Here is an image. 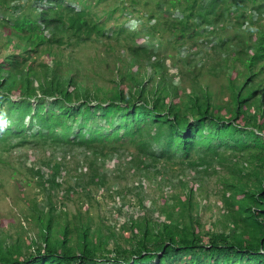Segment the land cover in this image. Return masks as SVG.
<instances>
[{"label": "trees", "instance_id": "obj_1", "mask_svg": "<svg viewBox=\"0 0 264 264\" xmlns=\"http://www.w3.org/2000/svg\"><path fill=\"white\" fill-rule=\"evenodd\" d=\"M104 1L0 0V38L14 46L0 57V150L31 142L61 151L42 161L48 178L32 172L44 190L63 191L44 207L34 198L29 242L21 232L0 235V264H264V0ZM109 39L126 55L103 83L85 86L62 69L61 47ZM206 43L211 52L198 66L192 54ZM167 58L184 65L182 95ZM202 68L224 76V97L203 83ZM74 149L83 160L70 169ZM123 152L139 187L157 174L168 187L162 218L131 217L104 232L80 210L68 217L65 199L95 200L109 180L102 165ZM213 174L224 211L219 226L205 227L195 198Z\"/></svg>", "mask_w": 264, "mask_h": 264}, {"label": "rangeland", "instance_id": "obj_2", "mask_svg": "<svg viewBox=\"0 0 264 264\" xmlns=\"http://www.w3.org/2000/svg\"><path fill=\"white\" fill-rule=\"evenodd\" d=\"M116 1L117 0H105L104 6L107 8L112 7L116 4ZM97 10L98 13L101 12L100 7H97ZM124 15H127V13ZM124 18L125 16L122 17L121 20H124ZM112 22L111 20L109 24ZM129 27L130 29L136 28L135 25H129ZM228 31L225 33L233 34V32ZM4 37L6 36L2 35L0 38V57L14 50L13 45L5 43ZM142 40L143 39H139L138 41L140 42ZM109 41L110 42L107 41L105 44L101 42L87 43L86 46L80 48L76 45L61 47L58 57L62 61V69H71L75 71L76 78L85 86H90L92 83H103L106 75H112V73L116 71L118 58L126 55L119 44L115 43L112 39H109ZM107 43L111 44L112 48H108ZM208 44L206 43L204 46L200 47L199 52L192 54V59H196V65L199 66L200 60L206 58V53L211 52V50L208 49ZM169 50L173 51V49L170 48ZM184 52L185 49H182L180 55L182 56ZM212 54V58L219 59L214 52ZM46 58L47 56L45 55L37 56V64L39 61L45 62ZM212 58L208 61L211 62ZM170 59L171 58H167L166 61V67L170 73V77L167 78L171 80V76H173V83L178 84L180 94L182 95L183 89L181 88H186V86H188L189 78L184 76V79H180V71L183 72L185 70L184 65L179 61H177V63H172L174 60ZM193 67L194 68L191 66L193 70L197 71L196 67ZM133 69H135V67H133ZM205 70V68L201 70L203 73V83H208L215 93H224L221 86V84L225 82L224 76L220 75L214 77L204 72ZM145 71L146 75L150 74V66H146ZM225 93L222 97H224ZM12 141L15 143V139ZM129 149L133 151L131 147H129ZM82 151L83 149L73 150L72 153L74 155L70 154L73 155V159L69 162L68 168L73 169L78 160L79 162L83 160ZM127 153L128 152H123L117 156L114 155L108 158L102 165L109 180L107 188H98L96 190L95 200L86 203V200H84L85 197L81 195L80 192L73 193L71 198L65 199L66 204L61 208L67 213L68 217H70L75 210H80L83 215L90 217L92 225L103 224L105 227L102 228L104 232H107L109 229L119 232L122 224H130L131 217L135 218L146 215L160 219L159 207L163 202V194L165 195L169 192L168 187L165 182H161V184L157 182L159 180L158 174L151 178L141 177L142 187H139L137 184L139 176L134 174L132 170H128L126 164H124L129 158ZM51 155L56 156L54 159H57L61 157L62 152L47 146H34L31 142L13 147L10 150H0V156L3 159V161H0V235H4L9 241L15 239L18 232H21V238L24 239L25 242H29L32 237L36 236L38 228L32 220L33 207H31L34 198L38 204L44 207L46 205L44 201L48 198L50 193H53V199L55 201H57L59 199L58 197L63 193L62 188L56 190L55 188L50 189L44 187V190L37 184V176L32 172V169L40 168L44 173V179L48 178L51 167H47L42 161L44 158H50ZM119 161L121 165L117 167ZM216 169L218 174H224L228 171L224 166H217ZM70 171L72 174L73 170ZM190 175H192V173L188 171L186 177L189 178ZM66 179L68 183L71 184L73 180H75L74 177L70 179L68 176H66ZM215 181V174H213L211 178L206 179L203 182L202 190L196 194L195 198L199 204L198 209L205 227H211L214 221L218 222V220H221V215L224 211V207L218 198V193H213V191L217 190ZM65 185H67V183H63V186ZM117 189L122 190L121 194L115 192ZM125 189L127 190L125 191ZM136 192L139 193L138 197L141 196L143 199L142 208L138 204ZM61 208L58 207L57 210L59 211ZM219 225L220 221L216 227ZM112 244V241H110L108 246L111 247Z\"/></svg>", "mask_w": 264, "mask_h": 264}, {"label": "clouds", "instance_id": "obj_3", "mask_svg": "<svg viewBox=\"0 0 264 264\" xmlns=\"http://www.w3.org/2000/svg\"><path fill=\"white\" fill-rule=\"evenodd\" d=\"M231 28H229L228 30H230Z\"/></svg>", "mask_w": 264, "mask_h": 264}]
</instances>
